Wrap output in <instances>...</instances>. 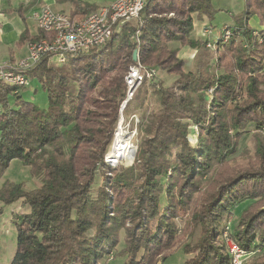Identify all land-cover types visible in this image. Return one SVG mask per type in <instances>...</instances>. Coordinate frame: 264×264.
I'll return each mask as SVG.
<instances>
[{
	"label": "trees",
	"instance_id": "obj_1",
	"mask_svg": "<svg viewBox=\"0 0 264 264\" xmlns=\"http://www.w3.org/2000/svg\"><path fill=\"white\" fill-rule=\"evenodd\" d=\"M58 2L70 3L71 20L99 8ZM213 14L211 0H146L139 18L100 46L63 63L45 56L26 71L45 91V107L22 99L26 86L0 82V179L14 159L41 176L29 190L0 185L1 203L27 208L14 215L15 251L6 264H99L109 254L119 264H167L177 250L182 264H231L222 222L246 201L228 235L245 253L264 248V143L250 155L238 150L249 125L264 128V0H244L231 14L230 38L213 50L214 71L212 52L190 37L195 22ZM253 16L262 29L249 25ZM45 36L23 31L18 44ZM172 40L197 50L193 70L183 69ZM134 50L143 67L176 78L168 86L155 75L141 82L158 108L139 123L133 162L112 167L104 154ZM241 264H264V253Z\"/></svg>",
	"mask_w": 264,
	"mask_h": 264
},
{
	"label": "rangeland",
	"instance_id": "obj_2",
	"mask_svg": "<svg viewBox=\"0 0 264 264\" xmlns=\"http://www.w3.org/2000/svg\"><path fill=\"white\" fill-rule=\"evenodd\" d=\"M101 1L109 2L113 0ZM211 5L214 9V14L211 17L204 18L202 20L203 23L199 26L197 32L196 30H193V32L195 31V34H193L192 32L190 37L192 39L204 41L205 48L212 52L211 53L209 51L211 53V57H209L208 60L212 63L211 68L214 71V57L212 54L213 50H216V48L215 45L213 47L212 43L215 42L216 39V43L226 42L229 40L231 36L230 25L232 24L231 14H239L243 11L244 0H211ZM224 21H226V24H222V22ZM196 22L195 26L197 24ZM249 25L255 30H260L263 28V26L259 22L258 17L256 16H253L249 20ZM206 26H210L212 29H214V33H206L203 30ZM225 28L229 29V35H223V29ZM225 36H228V38ZM208 42H211V46H208ZM168 46L170 48L177 49V55L184 61L183 69L185 71L193 70L195 65L194 56L197 51L196 49H193L187 45H182L176 40L169 41ZM154 69V75L158 78V80H160L163 86L170 85L171 82L176 78L175 74H169L166 71L159 70L158 68ZM149 79H152V77ZM21 97L22 99L30 101L40 107L46 106V93L43 89H41L37 81L30 82L29 85H27L21 91ZM129 101L130 105L129 110L127 112L126 110H124L126 105L122 107L123 102L120 105L118 119L116 120L112 137L107 145V149L104 154V161L112 167L128 166L133 162L137 151V144L139 141V123L141 120L148 118L150 114L158 108V102L155 98V95L147 84L138 85L134 91V94L131 96V98H129L128 101H126L125 104H127ZM119 128H122L123 131L126 133V140L128 142V145H130L131 147V158L128 160L124 159L120 161H111L109 158V152L111 151V147H113L115 144L114 138L116 135V131ZM196 130V128L190 129L188 140L191 144H194L196 141V134L194 133V131ZM257 141H262L264 143V128L256 130L254 125H249L247 127V131L240 138L238 147L239 152L246 151L248 155L253 154ZM4 181H12L17 183L21 182L24 185V189L29 190L36 188L41 184V176L30 175L29 167L23 165L18 159H14L10 162L9 167L5 170L2 178L0 179V185ZM99 182L100 176L97 174L92 186L93 190L98 187ZM247 202L248 201L233 208L229 218H225L222 222L224 231L223 235L219 237V240L225 245V248L232 254L231 264H234V259L237 264H241L251 261L252 259L264 253V248L261 250L257 249L253 253H245L244 250H242L238 245H236L228 235V232L232 227L233 221L236 220L242 207L245 206ZM26 209L27 208L21 207L20 201L14 202L9 205H5L0 202V261L7 260L9 262L10 257L13 256V253L15 251L16 230L13 224L14 216L12 217V219L10 216L13 213L17 214L19 212L26 211ZM177 226L179 233V231L184 228L185 224L183 225V223L178 220ZM198 233V228L193 229L192 239H195ZM119 245L121 246V242ZM183 259V254L180 252V250H177L170 258L167 264H182ZM119 261L120 260L118 258L113 257L112 254H109L106 259L104 258L103 260H101L99 264H119Z\"/></svg>",
	"mask_w": 264,
	"mask_h": 264
},
{
	"label": "built area",
	"instance_id": "obj_3",
	"mask_svg": "<svg viewBox=\"0 0 264 264\" xmlns=\"http://www.w3.org/2000/svg\"><path fill=\"white\" fill-rule=\"evenodd\" d=\"M145 2L146 0H113L109 5L102 6L78 20H71L68 14L52 10L46 5L41 6L39 10L33 12V17L37 29L44 32L46 36L26 42L27 53L23 58L1 63L0 82L25 87L29 84L26 71L45 56L63 63L67 55H75L100 46L123 24L137 20ZM203 30L211 33L214 29L206 26ZM229 33L228 28L223 29V35H229ZM225 37L228 38V36ZM216 40L212 43L213 47ZM208 46H211V42H208ZM154 74V68H145L137 60L130 66L124 77L126 97L122 107L134 94L137 86ZM233 262L237 264L235 259Z\"/></svg>",
	"mask_w": 264,
	"mask_h": 264
},
{
	"label": "crops",
	"instance_id": "obj_4",
	"mask_svg": "<svg viewBox=\"0 0 264 264\" xmlns=\"http://www.w3.org/2000/svg\"><path fill=\"white\" fill-rule=\"evenodd\" d=\"M82 1L94 3L98 5L99 8L107 6L112 2L101 0ZM45 5L52 10L64 12L66 14H68L70 10V3L58 2V0H36V2H32L31 0H0V64L16 61L26 55V43L18 44L19 36L23 31H26L29 36H35L38 33L33 12ZM17 9L21 10V12L19 13ZM196 23L194 30L197 32V29L203 21H197ZM222 24H226V21L222 22ZM193 34H195V31ZM14 214L15 213L10 216L11 219ZM12 257L13 256L10 257V261ZM9 262L7 260L0 261V264Z\"/></svg>",
	"mask_w": 264,
	"mask_h": 264
},
{
	"label": "bare ground",
	"instance_id": "obj_5",
	"mask_svg": "<svg viewBox=\"0 0 264 264\" xmlns=\"http://www.w3.org/2000/svg\"><path fill=\"white\" fill-rule=\"evenodd\" d=\"M126 133L122 128L116 131L114 146L111 147L109 158L111 161L128 160L131 158V147L126 140ZM128 139V138H127Z\"/></svg>",
	"mask_w": 264,
	"mask_h": 264
},
{
	"label": "water",
	"instance_id": "obj_6",
	"mask_svg": "<svg viewBox=\"0 0 264 264\" xmlns=\"http://www.w3.org/2000/svg\"><path fill=\"white\" fill-rule=\"evenodd\" d=\"M132 60L136 61L137 60V50H134L132 53Z\"/></svg>",
	"mask_w": 264,
	"mask_h": 264
}]
</instances>
